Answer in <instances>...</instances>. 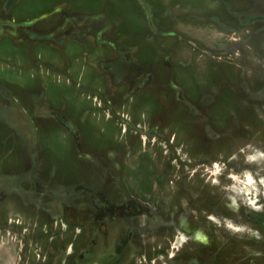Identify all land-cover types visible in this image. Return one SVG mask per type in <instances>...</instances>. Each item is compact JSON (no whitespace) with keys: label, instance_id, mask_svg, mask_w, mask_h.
I'll return each mask as SVG.
<instances>
[{"label":"rangeland","instance_id":"rangeland-1","mask_svg":"<svg viewBox=\"0 0 264 264\" xmlns=\"http://www.w3.org/2000/svg\"><path fill=\"white\" fill-rule=\"evenodd\" d=\"M0 264H264V0H0Z\"/></svg>","mask_w":264,"mask_h":264},{"label":"bare ground","instance_id":"bare-ground-1","mask_svg":"<svg viewBox=\"0 0 264 264\" xmlns=\"http://www.w3.org/2000/svg\"><path fill=\"white\" fill-rule=\"evenodd\" d=\"M204 23V22H203ZM226 43V42H225ZM210 52H212V50L210 51ZM213 53V52H212ZM226 53V52H225ZM216 54V53H215ZM228 55V54H227ZM221 56V55H220ZM230 61V60H229ZM242 66V65H241Z\"/></svg>","mask_w":264,"mask_h":264}]
</instances>
